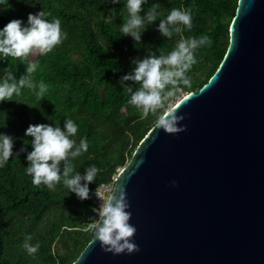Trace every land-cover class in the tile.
I'll use <instances>...</instances> for the list:
<instances>
[{
  "label": "trees",
  "instance_id": "1",
  "mask_svg": "<svg viewBox=\"0 0 264 264\" xmlns=\"http://www.w3.org/2000/svg\"><path fill=\"white\" fill-rule=\"evenodd\" d=\"M239 0H147L141 15L152 4H158L160 16L147 25L141 41L120 31L128 18L127 0L113 4L111 0H0V29L12 19H21L27 26L29 13H49V21L58 18L67 39L46 55H38L39 67L34 80L48 86L45 97L37 99L24 88L13 100L0 102V133L13 138V153L0 167V264H72L93 237L78 219L68 214L73 208L90 213L89 199L80 200L61 182L55 191L46 186L34 187L26 174L27 152L32 150V137L25 136L31 124L59 125L72 119L78 126L77 144L86 138L88 151L72 163L81 174L94 164L99 169L89 189L117 175L134 150L155 125L151 113L142 118V110L130 106V94L120 78L135 67L132 59H143L149 52L168 54L181 38L208 36L211 44L195 51L197 63L187 73L191 87L199 89L216 71L230 41V27ZM173 8L191 10L193 27L180 25V33L169 39L158 31L159 19H166ZM11 70L19 79L26 64L18 59H0V82ZM126 85L133 82L127 81ZM135 88L136 85H133ZM38 91V89H37ZM177 96L170 98L166 102ZM25 142L28 143L25 145ZM22 146L27 151L16 152ZM26 235L31 244L39 242L34 255L22 247Z\"/></svg>",
  "mask_w": 264,
  "mask_h": 264
},
{
  "label": "water",
  "instance_id": "2",
  "mask_svg": "<svg viewBox=\"0 0 264 264\" xmlns=\"http://www.w3.org/2000/svg\"><path fill=\"white\" fill-rule=\"evenodd\" d=\"M169 107L187 131L153 126L115 177L140 251L93 230L72 264H264V0H239L218 68Z\"/></svg>",
  "mask_w": 264,
  "mask_h": 264
},
{
  "label": "clouds",
  "instance_id": "3",
  "mask_svg": "<svg viewBox=\"0 0 264 264\" xmlns=\"http://www.w3.org/2000/svg\"><path fill=\"white\" fill-rule=\"evenodd\" d=\"M119 2L120 0H111L113 4ZM145 4L147 0H127L126 3L128 18L120 31L123 35L131 36L135 42L141 41V34L146 26L160 16L158 4H152L146 15L142 16V5ZM48 15L44 10L29 13L27 26L21 19H12L0 29V59L7 60L11 57L26 64L25 74L18 80L11 70L6 72L0 82V102L13 100V96L21 95L24 88L32 90L39 100L45 97L48 86L43 81L37 83L33 78L39 62H32L28 58L30 55H46L67 39V33L61 30V21L58 18L49 21ZM159 20L158 31L169 39L174 33L181 32L180 25L189 30L193 27L190 9L173 8L166 19ZM207 44H211V39L206 35L181 38L174 50L166 55L150 51L143 59H132L131 63L135 67L120 78V84L130 94L127 103L142 110V118H146L149 113L155 116V128L163 129L168 134L186 132L187 125L181 123L185 116L177 114L178 108L166 106V102L175 96L181 85L191 87L187 73L197 63L195 51ZM127 81L133 84L126 85ZM77 132L78 126L72 119L64 120L63 129L59 125L46 123L28 126L25 136L32 137V150L27 152L26 174L32 177L34 187L44 185L50 191H55L62 182L78 199L90 198L89 184L95 181L99 169L92 164L85 168L83 174L76 170L72 161L89 148L86 138L80 139L77 144L74 139ZM26 151V146H22L15 155L18 157ZM13 155V138L0 133V167H4ZM171 183L173 186L177 184L175 180ZM96 195L101 202L94 209L98 218H93L95 238L90 244L98 240L102 251L113 255L139 252V245L133 242L137 229L129 223L132 213L127 211L130 204L125 186H116L106 197L99 196L97 192ZM31 240L32 236L26 235L22 247L29 255H34L40 244L37 242L33 245Z\"/></svg>",
  "mask_w": 264,
  "mask_h": 264
},
{
  "label": "built area",
  "instance_id": "4",
  "mask_svg": "<svg viewBox=\"0 0 264 264\" xmlns=\"http://www.w3.org/2000/svg\"><path fill=\"white\" fill-rule=\"evenodd\" d=\"M184 94H185L184 90L180 87V90L177 91V96L175 97L176 101L179 98H181ZM115 177L116 176H114L113 179L110 181H102L90 189V198H89L90 213L87 219L91 220V222L89 223L88 227L83 228L84 230H90V229L94 230L92 227L93 218L95 217L98 218L97 217L98 214L94 211V209L99 207L101 201L100 198L96 195V192L99 196L106 197L109 194V191L114 189Z\"/></svg>",
  "mask_w": 264,
  "mask_h": 264
},
{
  "label": "rangeland",
  "instance_id": "5",
  "mask_svg": "<svg viewBox=\"0 0 264 264\" xmlns=\"http://www.w3.org/2000/svg\"><path fill=\"white\" fill-rule=\"evenodd\" d=\"M38 55H31L32 59H36ZM184 92H186L184 90ZM176 101V98L172 99L169 101V106H171L174 102ZM129 160V158H128ZM68 214H70L71 216H74L78 219V221L80 222L81 226L83 227H88L89 223L91 222V220H88L87 217L89 216V213H85L84 211H81L78 208H73L70 209L68 211ZM90 232H92L93 230H88Z\"/></svg>",
  "mask_w": 264,
  "mask_h": 264
}]
</instances>
